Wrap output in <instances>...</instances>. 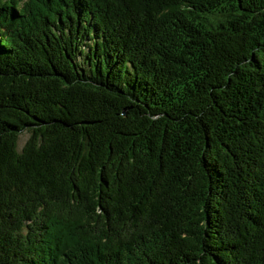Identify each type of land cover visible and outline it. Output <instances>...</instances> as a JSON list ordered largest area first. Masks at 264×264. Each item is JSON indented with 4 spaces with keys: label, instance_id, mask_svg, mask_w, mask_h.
Returning <instances> with one entry per match:
<instances>
[{
    "label": "trees",
    "instance_id": "trees-1",
    "mask_svg": "<svg viewBox=\"0 0 264 264\" xmlns=\"http://www.w3.org/2000/svg\"><path fill=\"white\" fill-rule=\"evenodd\" d=\"M0 264H264V0H0Z\"/></svg>",
    "mask_w": 264,
    "mask_h": 264
},
{
    "label": "rangeland",
    "instance_id": "rangeland-1",
    "mask_svg": "<svg viewBox=\"0 0 264 264\" xmlns=\"http://www.w3.org/2000/svg\"><path fill=\"white\" fill-rule=\"evenodd\" d=\"M28 136H29V134L27 132L23 133L22 136H20V140H19V149L20 150L24 146Z\"/></svg>",
    "mask_w": 264,
    "mask_h": 264
}]
</instances>
